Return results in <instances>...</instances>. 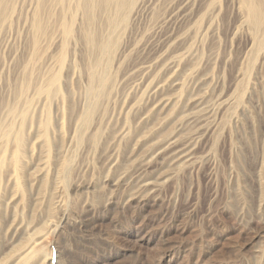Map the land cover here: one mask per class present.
<instances>
[{"label":"rangeland","instance_id":"374dc122","mask_svg":"<svg viewBox=\"0 0 264 264\" xmlns=\"http://www.w3.org/2000/svg\"><path fill=\"white\" fill-rule=\"evenodd\" d=\"M68 1L2 0L0 123L8 109L25 107L17 95L26 80L33 89L56 74L63 102L31 104L49 136L58 111L66 118L86 106L95 27ZM67 11H75L68 39ZM240 25L237 0H144L119 23L101 59L110 86L95 134L72 147L51 139L31 161L24 153L17 185L0 174V264H14L30 237L46 264H264V57L247 51L253 34ZM170 77L183 88L161 98L181 100L151 108L148 82ZM170 138V151L153 153ZM35 140L28 129L26 145ZM182 148L191 162L172 159ZM42 161L48 167L33 176Z\"/></svg>","mask_w":264,"mask_h":264},{"label":"bare ground","instance_id":"6f19581e","mask_svg":"<svg viewBox=\"0 0 264 264\" xmlns=\"http://www.w3.org/2000/svg\"><path fill=\"white\" fill-rule=\"evenodd\" d=\"M143 1L144 0L68 1L67 9H71V6H73V9L76 10V12L79 11L82 17L85 18L87 25H89L90 22H94L93 24L95 27L94 33L92 35L89 34L88 36V42L91 45L95 58L93 60L92 66L87 73V87L85 90L86 106L81 111L73 112L75 113L74 115L72 114L66 118L65 114L58 111L56 115V130L50 137L49 130L47 128V120H44L45 122H41L37 118L34 119L35 117L33 118L31 104L35 101L34 104L36 105L42 104V106H51V104L59 105L63 102V98L59 92L60 80L58 74L50 77V79L46 82L47 84L42 83V85L35 86L33 89H30V80H26L27 82L22 86L20 94L17 95L19 96V101H22L25 104V107H23L22 109H8L7 113H5L4 120L0 123V174L5 173L9 177V180L10 178H12L13 185H17L20 165L23 161L24 153L25 155L28 153L31 156V161L33 160L32 158L34 156V150L36 148H46V145L50 143L51 139L54 143H66L69 147H72L81 143L83 140L92 137L95 134L96 127L99 121L98 119H96V115L104 104V98L106 97L110 86L109 78L106 75V72L109 69V60L102 64L101 59L103 56H108L110 53V47L112 44L111 38L114 29H116L117 25L123 22L128 16H134L141 7ZM237 1L240 7V28L249 29L253 34L246 46V49L249 53L255 51L256 53L258 52L260 56L264 57V0ZM1 3L2 0H0V4ZM65 9L66 8H64L61 4L60 10L63 12L65 11ZM67 12L69 13V20L63 19L61 23L62 35L66 39H68L69 36L73 33V15L75 11ZM97 14H100V16L102 17V21L98 20ZM35 30L36 32H41L42 25L37 24ZM35 42H37L36 39ZM183 58L184 55L174 58L170 63V69L173 70L174 68H176L178 63ZM60 63H54V67L57 70L62 69V64ZM169 87H178L179 89H181L183 88V83L178 82V79L176 77H170L163 82H155L154 80L148 82L144 96L147 98V103L150 104L149 106H151V108L152 106L153 108H156L157 106L161 105H163L164 107L171 106L181 100V93L176 94L172 98H161L160 94L162 93V91ZM30 91L32 97L28 100L27 97H24V94L29 93ZM233 102H237L236 95L222 100L218 104V110H221L227 104ZM69 110L70 109H68L67 111L69 112ZM30 118L32 123L30 127H27L29 123L28 120H30ZM28 129H32V134H34L36 137L35 143L32 146H27L25 143L26 131ZM128 135L129 130L125 128L121 132L120 136L121 139H124ZM175 145L176 141L173 140V138H170L164 143L159 144L154 149L153 153L165 152ZM191 155L192 153L190 148H182L181 150L175 152L173 154V157H171L173 160L187 163L191 160ZM39 166L40 169L36 173H34L33 176H39L43 174L48 167V163L46 161H42ZM262 166L263 164L261 163V167ZM64 173V166H62L60 170L58 169L56 171L55 176L57 181H60V179L64 177ZM151 185V183L143 181L139 185V187L145 190H150ZM17 225L18 223L13 225L16 230L22 228ZM23 231L26 232L27 229H24ZM31 240L32 243H29L31 242ZM34 244L35 241H33L31 237L28 238L26 245L19 249L13 256L14 264H46L45 259H40L36 256L33 250Z\"/></svg>","mask_w":264,"mask_h":264}]
</instances>
